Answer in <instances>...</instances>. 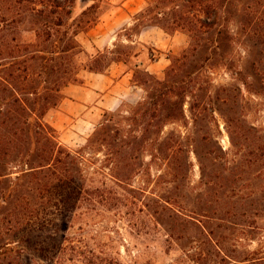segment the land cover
Returning a JSON list of instances; mask_svg holds the SVG:
<instances>
[{"label": "rangeland", "instance_id": "obj_1", "mask_svg": "<svg viewBox=\"0 0 264 264\" xmlns=\"http://www.w3.org/2000/svg\"><path fill=\"white\" fill-rule=\"evenodd\" d=\"M55 1L64 19L72 11L69 35L80 13L87 11L76 38L80 48L70 62L57 63L55 71H60L51 76L43 75L38 62L25 66L42 73L35 79H47L55 90L60 86L58 103L67 79L62 73H79L81 80L89 72L83 67L99 51L130 47L129 67L135 54L148 52L143 45L124 41L134 39L133 26L119 34L114 47H87V33L112 9L110 1ZM191 2L198 10V3ZM220 3L217 17L198 15L202 22L215 21L211 31H199L193 41L185 31L173 33L185 40L178 54L166 52L168 59H180L190 44L192 48L187 61L177 62L171 83L178 84L180 96L168 99L171 105L164 107L162 120L150 122L138 109L156 93L158 86L151 80L145 88L134 81L142 89L141 98L103 112L78 142L64 141L49 123L58 106L49 111L46 121L56 130L58 143L75 158L71 168L78 178L72 179L77 192L93 189L87 201L77 197L74 208L48 207L41 212L45 219L40 224L19 228L9 224L15 216L7 200L27 167L20 161L8 164L6 179H0L7 181L0 185L1 255L8 244L14 252L22 251L7 253L13 264H264V0ZM176 4L192 5L188 0ZM52 5V0H0V71L5 63H20L36 49L37 33L55 20ZM40 10H45L43 17ZM27 44L32 47L27 49ZM169 61L167 68L172 66ZM167 68L158 79L165 78ZM166 87L164 83L159 88ZM173 112L176 116H170ZM106 120L110 134L119 130L116 143H89ZM125 136L131 145L122 152L130 154L132 170L131 179L121 182L109 174ZM166 144L175 147V154L165 160L161 150ZM55 196L59 200L65 193Z\"/></svg>", "mask_w": 264, "mask_h": 264}, {"label": "trees", "instance_id": "obj_2", "mask_svg": "<svg viewBox=\"0 0 264 264\" xmlns=\"http://www.w3.org/2000/svg\"><path fill=\"white\" fill-rule=\"evenodd\" d=\"M71 5L75 4V0H68ZM88 0H82L86 3ZM180 0H156V2H147L146 7L135 18L133 29L135 35L146 26H155L162 29L165 33L172 35L176 31H185L191 41L199 31L207 33L215 28V21L212 23L202 22L198 15H204L207 18L217 17L221 8L220 0H212L207 3L206 0H188L192 5L176 4ZM195 1L198 3V10L193 9ZM218 1V2H217ZM53 5L51 14L55 15L52 25H48L43 31L36 35V49L28 57H24L19 62H8L4 64L3 70L0 71V102L3 107L0 108V179H6L4 167L15 161H20V165L27 167L21 170V175L17 177L18 184L13 188L14 196L7 200L14 213V219L9 224L18 226L38 225L42 220L41 212L47 210L48 207L62 209L66 211L75 207L73 203L77 197H82L87 201V196L92 191L91 188L81 189L77 192L76 185L72 179H78L71 168L75 158L70 153H65L61 145L57 141L56 130L46 121L49 111L61 103H58L60 86L53 89L48 85V80H39L42 73L36 74L35 71H29L26 63L38 62L41 64L44 76H51L55 72L60 71L55 65L60 61L66 60L70 62L73 59L72 54L79 49L76 42L77 36L80 34L84 16L87 11H82L75 20V31L69 35V20L72 18V11H67L68 18H63L58 12L61 5L52 0ZM217 2V3H216ZM193 15H191V13ZM40 17L45 15V10L38 11ZM58 14V15H56ZM71 17V18H70ZM96 24V23H95ZM31 44H27L26 48L30 49ZM185 51L182 58L171 59L172 66L167 68L166 76L163 80L158 79L157 75L141 71L137 68L134 72V81L142 88L148 85L149 80L158 88L156 93L149 94L147 98L138 105L141 116L153 120H162V111L165 106L171 105L167 103L171 96H180V87L177 83H171L175 79V68L179 60L184 63L189 58V50ZM26 49V50H27ZM81 53L82 51L79 50ZM131 56L130 47L124 46L119 51L108 50L104 53L98 52L89 65L83 67L84 70L104 74L113 63H127ZM138 57V53L134 55ZM12 58V57H10ZM186 64V63H185ZM6 65V66H5ZM61 73V72H60ZM66 79L64 88L69 84L81 85L83 80L78 79L79 73L69 76L68 71L62 73ZM35 75L38 77L35 79ZM67 75L69 77H67ZM39 85L35 86V82ZM167 83L165 89H160L161 84ZM58 83H56V86ZM54 87V86H53ZM55 92V93H54ZM34 96V99H30ZM176 101L173 107H176ZM171 109V108H170ZM169 109V110H170ZM109 112V111H107ZM138 112V113H139ZM170 116H176L173 112ZM119 130L115 135L110 134L108 120L104 121L98 128V132L93 138L89 139V143H95L102 140L105 144H115L119 135ZM116 139V140H114ZM129 136L122 140L118 145L117 157L113 159L109 174L113 179L126 182L131 179L132 166L130 165L131 156L128 151L122 152V148L129 147ZM161 154H165L166 158L175 154V147H168L167 144ZM7 182L1 180L0 185ZM74 183V185H73ZM99 192L100 189H95ZM64 195L65 197L57 200L55 194ZM85 197H84V195ZM90 201H93L91 199ZM42 219V220H41ZM41 220V221H40ZM4 250L0 254V264H13L9 255L12 253L21 254L22 251L14 252L3 245Z\"/></svg>", "mask_w": 264, "mask_h": 264}, {"label": "crops", "instance_id": "obj_3", "mask_svg": "<svg viewBox=\"0 0 264 264\" xmlns=\"http://www.w3.org/2000/svg\"><path fill=\"white\" fill-rule=\"evenodd\" d=\"M108 1L113 4L112 9L87 33L89 49L114 47L119 34L135 24V18L147 0ZM184 40L181 34L169 35L155 26L144 27L133 40L126 37V43L143 45L148 52L138 53L133 67L119 62L110 65L104 74L85 72L82 75L83 84L64 89V97L49 117V123L64 141L84 140L100 121L103 112L114 111L125 101L135 103L141 98L142 89L134 82L135 70L139 68L150 74H162L170 63L167 53L178 54Z\"/></svg>", "mask_w": 264, "mask_h": 264}]
</instances>
